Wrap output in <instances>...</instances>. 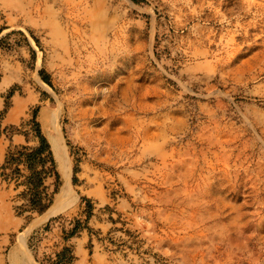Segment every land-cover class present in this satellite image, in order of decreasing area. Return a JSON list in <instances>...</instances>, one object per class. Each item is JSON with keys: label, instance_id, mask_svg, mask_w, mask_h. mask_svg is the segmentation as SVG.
I'll use <instances>...</instances> for the list:
<instances>
[{"label": "rangeland", "instance_id": "374dc122", "mask_svg": "<svg viewBox=\"0 0 264 264\" xmlns=\"http://www.w3.org/2000/svg\"><path fill=\"white\" fill-rule=\"evenodd\" d=\"M4 80L0 264H67L92 206L97 264H264V0H0Z\"/></svg>", "mask_w": 264, "mask_h": 264}, {"label": "crops", "instance_id": "0c3cea01", "mask_svg": "<svg viewBox=\"0 0 264 264\" xmlns=\"http://www.w3.org/2000/svg\"><path fill=\"white\" fill-rule=\"evenodd\" d=\"M10 85L11 83H9L7 80H4L3 86L0 87V93L8 89ZM1 107L2 106L0 104V109ZM4 114L9 118L13 116V112H11V114H8V109H6ZM25 142H26L25 137L21 134L12 135L10 138L11 144L18 145L21 143L24 144ZM4 157H5V144H0V164L3 162ZM48 180H49L48 178L43 179L42 180L43 185L44 184L47 185ZM58 195H60V193ZM59 203L60 202L57 198L56 202L52 206H50L49 208L46 209V211L41 213L40 221H44L52 217L54 214L58 213L59 211H61L62 208L65 206V203L64 204H59ZM54 207L56 208L55 213L44 219L45 213L49 209H52ZM41 216H43L44 220H42ZM81 218L82 220H80V225H78L74 229L73 233L69 237H67L65 240L60 241L59 247L64 246L68 248L70 259L67 264H97L94 261V255L95 254L100 255V253L98 252L99 250L95 251L96 240L89 235V231H94L97 234L103 235L109 230L111 222H107L105 219H103L99 210L94 206L91 207L89 214L87 216H81ZM87 245L89 247H87ZM52 255L59 256L57 252H53ZM99 260L103 262L102 258H100Z\"/></svg>", "mask_w": 264, "mask_h": 264}, {"label": "trees", "instance_id": "16d2710c", "mask_svg": "<svg viewBox=\"0 0 264 264\" xmlns=\"http://www.w3.org/2000/svg\"><path fill=\"white\" fill-rule=\"evenodd\" d=\"M32 127L34 130V133L38 139V145L35 148H32L26 155H25V163L28 167V169H31L30 163L34 160V159H38L39 161H42V159L37 158L38 155H40L42 152H48L47 151V147H46V143L44 138L39 134V129H38V125L37 123L33 120L32 122ZM47 141V140H46ZM48 143V142H47ZM49 146V144H48ZM24 148V147H23ZM49 150H50V146H49ZM51 152V151H50ZM10 159L9 156L6 154V156L4 157V162L5 160ZM49 162L52 163V160L49 159ZM43 173V172H41ZM39 172H33L30 173L29 176H27L26 178V186H27V190L30 192V198L28 200V205L31 209H34L35 211H37L38 213H41L44 208L46 207V205L44 206H37L38 205V201H39V197L37 192L35 191V189L38 186L42 185V178H39Z\"/></svg>", "mask_w": 264, "mask_h": 264}, {"label": "bare ground", "instance_id": "6f19581e", "mask_svg": "<svg viewBox=\"0 0 264 264\" xmlns=\"http://www.w3.org/2000/svg\"><path fill=\"white\" fill-rule=\"evenodd\" d=\"M42 122L44 123V125H43L44 132H45L49 142L52 144L54 152H55V154H56V156L58 158V161L60 163L61 173H62L63 177L65 178V180L68 182V180H69V172H68V169L66 167V163H65V161H64V159L62 157V151H61V149L59 147V144L57 143V140H56V129H55V126L52 124L51 120L48 118L47 115L44 117V120ZM54 208L49 209L45 213L44 219H46L48 216H51V215L54 214V212L56 211V208L55 209Z\"/></svg>", "mask_w": 264, "mask_h": 264}, {"label": "built area", "instance_id": "2783aa9c", "mask_svg": "<svg viewBox=\"0 0 264 264\" xmlns=\"http://www.w3.org/2000/svg\"><path fill=\"white\" fill-rule=\"evenodd\" d=\"M9 155V154H8Z\"/></svg>", "mask_w": 264, "mask_h": 264}]
</instances>
